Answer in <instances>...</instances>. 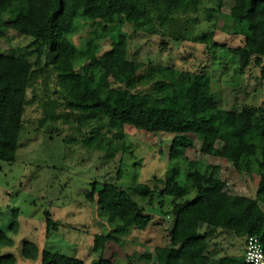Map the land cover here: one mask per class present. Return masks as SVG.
<instances>
[{
  "label": "trees",
  "instance_id": "obj_1",
  "mask_svg": "<svg viewBox=\"0 0 264 264\" xmlns=\"http://www.w3.org/2000/svg\"><path fill=\"white\" fill-rule=\"evenodd\" d=\"M225 0H0V13L27 9L15 24L17 33L31 38L36 56L0 53V169L1 162L13 163L20 134L26 92L33 81L53 66L63 80L65 100L71 109L107 121L122 135L124 126L145 132L173 135L169 166L164 187L158 191L145 183L132 192L115 183L93 182L86 194L114 226L113 233L125 235L132 228L144 229L151 215L132 196L149 199L169 197L173 218L168 230L169 244L163 264H248L244 256L215 257L210 239L220 232L237 238L257 237L264 251V209L257 198L231 193L225 181L215 176L213 165L203 168L187 161L185 180L178 181L177 160L186 149L199 142V151L216 158H232L237 167L246 148L257 153L254 166L258 175L257 195L264 196V108L243 105L240 109H223L212 91L211 78L203 73L180 71L170 67H151L160 80L155 93H139L116 85L113 74L119 66L125 72V42L122 28L145 29L149 19L167 28L174 16L197 13L205 2L214 3L207 18L216 17ZM190 20V19H188ZM82 22L90 36L80 45L70 38L76 23ZM82 25V26H83ZM113 30L118 40L101 54V41ZM222 30L243 38V44L229 52L237 57L240 70L251 64L261 66L264 58V0H233L223 19ZM212 31L196 39L217 45ZM213 41V42H212ZM222 47L224 45H221ZM264 74V71H263ZM129 85V82H128ZM97 125L87 141L99 140ZM221 143L219 147L217 144ZM99 187V188H98ZM46 232L57 224L48 210L43 212ZM201 224L205 225L203 232ZM116 235H97L95 241L106 242ZM12 240L0 231V250ZM24 258L40 257V264H84L82 259L59 252L42 250L28 242L20 249ZM13 254H0V264H16ZM100 264H108L100 260Z\"/></svg>",
  "mask_w": 264,
  "mask_h": 264
},
{
  "label": "rangeland",
  "instance_id": "obj_2",
  "mask_svg": "<svg viewBox=\"0 0 264 264\" xmlns=\"http://www.w3.org/2000/svg\"><path fill=\"white\" fill-rule=\"evenodd\" d=\"M232 4L233 0L224 1L216 13L219 20L207 18L214 3L205 2L195 14L174 16L167 28H161L151 18L145 29L125 25L122 34L126 71L122 73L116 67L113 74L116 85L153 94L160 78L150 68L170 67L208 75L223 109L237 110L243 105L264 108V58L261 66L251 64L241 71L237 57L229 49L242 45L243 38L222 30L223 19ZM26 11L22 7L16 12L0 13V53L22 54L34 61L36 47L30 45L31 38L15 30L16 22ZM81 23L75 24L70 38L75 45L90 36L89 28ZM210 31L217 45L196 39ZM112 40H118L117 30L100 42L101 54L111 49ZM65 95L63 80L51 65L27 89L24 128L16 159L11 164L1 162L0 231L12 240V245L2 247L0 254L15 255L16 264H40V257L21 256V246L28 242L39 252H59L82 259L84 264H100V260L108 264H163L169 244L168 230L173 222L171 215L164 214L171 208L169 197L165 196L160 203L161 199L154 195L149 203V199L132 194L151 220L144 229L132 228L125 235H116L96 200L90 201L86 194L93 182L99 186L104 182L115 183L129 192L139 183L161 190L171 165L173 135L145 132L129 125L119 135L106 120L71 109ZM97 125H100L99 140L87 141ZM199 145L196 142L177 160L180 183L185 180L187 161L202 168L213 165V173L225 181L231 193L257 198L264 209V196L256 192L258 175L251 167L257 159L254 150L246 148L236 167L232 158L202 154ZM45 210L58 226L48 233ZM204 226L201 224V232ZM97 235H116V239L102 243L95 241ZM209 242L215 257L244 253L245 240L226 232H220Z\"/></svg>",
  "mask_w": 264,
  "mask_h": 264
},
{
  "label": "built area",
  "instance_id": "obj_3",
  "mask_svg": "<svg viewBox=\"0 0 264 264\" xmlns=\"http://www.w3.org/2000/svg\"><path fill=\"white\" fill-rule=\"evenodd\" d=\"M243 256L248 264H264V251L257 237L250 236L246 239Z\"/></svg>",
  "mask_w": 264,
  "mask_h": 264
}]
</instances>
